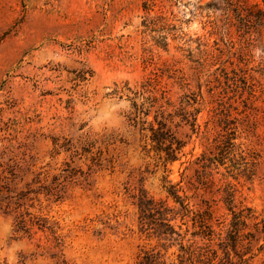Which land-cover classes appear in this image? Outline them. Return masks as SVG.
I'll use <instances>...</instances> for the list:
<instances>
[{
    "label": "rangeland",
    "instance_id": "rangeland-1",
    "mask_svg": "<svg viewBox=\"0 0 264 264\" xmlns=\"http://www.w3.org/2000/svg\"><path fill=\"white\" fill-rule=\"evenodd\" d=\"M132 101L167 122L178 161L149 152ZM171 186L191 210L173 243L141 231L138 206L177 211ZM152 248L264 264V0H0V264H137Z\"/></svg>",
    "mask_w": 264,
    "mask_h": 264
},
{
    "label": "trees",
    "instance_id": "trees-1",
    "mask_svg": "<svg viewBox=\"0 0 264 264\" xmlns=\"http://www.w3.org/2000/svg\"><path fill=\"white\" fill-rule=\"evenodd\" d=\"M88 72L85 70H81L80 74L78 75V80H87V74L92 76V72ZM154 101L155 100H153V102ZM132 108L133 110L127 116L128 120L131 126L135 128L139 127L142 138L146 143V147L148 145H150L151 147L149 148V152H154L158 156L159 160H161L165 164V166L178 161L182 156L184 146L182 142L176 138L174 132L169 127L167 122L159 120L158 115H155L153 122H148L146 118L149 117L150 111L144 110V105L139 106L137 103L133 102ZM196 112L198 113V110ZM196 119V113H191L184 117V120H186L187 123H190L194 130ZM233 140L234 138L231 137L229 138L227 143L230 146H233ZM70 148L67 151H70ZM94 149V142H88L83 149V155L88 156L87 159L92 163V165L89 166L90 169L93 166H100L102 161V152L97 151L96 153H94ZM57 150H59V148ZM75 152L78 155L77 150ZM65 172L66 173L60 177L53 176L51 184L47 187H43V189L46 190L44 191L46 196H59V187L60 185H62L60 179L62 177L65 182L76 177V173L73 170ZM41 176H43L45 180H48L49 178L48 173H39L33 179V183H39ZM30 185L31 184H28V187H30ZM32 192H34L35 194L41 193L40 191L31 190H28L27 192H21L18 200L28 198V195ZM169 194L180 206L177 211H175L174 208H169L165 201H156L153 198H149L145 193L141 194L138 206L140 210L139 218L141 231L147 234H153L160 240L173 243L181 238V234L176 230V227L172 224V222L177 219L178 215H182V217L189 216L191 210L189 204L186 202V198H182V196L179 195V190L176 188V186L170 187ZM17 204L19 205V203ZM26 216V213H22L17 217L18 232L24 231L27 233L29 232V226L34 225L32 220L28 221L26 219ZM162 247L166 248L167 246L166 244H163ZM181 250L189 253L191 256L190 259L193 260V256L195 255L193 251L186 250L183 245L181 246ZM199 260L202 261L201 259ZM137 264H166V262L163 260V254L161 253V251H158L156 248H152L143 252V254L139 257V262Z\"/></svg>",
    "mask_w": 264,
    "mask_h": 264
}]
</instances>
